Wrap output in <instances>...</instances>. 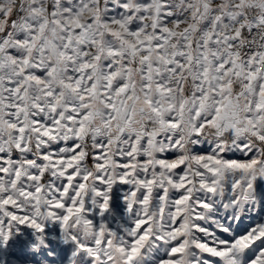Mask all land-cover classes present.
Instances as JSON below:
<instances>
[{
    "label": "snow or ice",
    "instance_id": "obj_1",
    "mask_svg": "<svg viewBox=\"0 0 264 264\" xmlns=\"http://www.w3.org/2000/svg\"><path fill=\"white\" fill-rule=\"evenodd\" d=\"M0 264H264V0H0Z\"/></svg>",
    "mask_w": 264,
    "mask_h": 264
},
{
    "label": "rangeland",
    "instance_id": "obj_2",
    "mask_svg": "<svg viewBox=\"0 0 264 264\" xmlns=\"http://www.w3.org/2000/svg\"><path fill=\"white\" fill-rule=\"evenodd\" d=\"M117 204H118V205H121V202H120V201H117ZM121 207H122V205H121ZM116 211H117V215H118V216H119V215H122V211H121V208H120V207H118V208L116 209ZM116 222H117V220H116V218H114V219H113V222H112V226H113V227L116 226Z\"/></svg>",
    "mask_w": 264,
    "mask_h": 264
}]
</instances>
